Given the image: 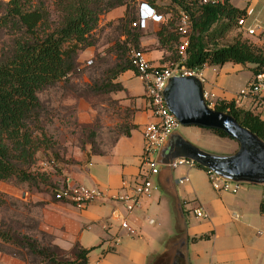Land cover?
Here are the masks:
<instances>
[{
  "label": "trees",
  "instance_id": "obj_1",
  "mask_svg": "<svg viewBox=\"0 0 264 264\" xmlns=\"http://www.w3.org/2000/svg\"><path fill=\"white\" fill-rule=\"evenodd\" d=\"M145 1L158 13L168 16L167 22L160 24L156 33L158 48L161 50L175 47L178 53L181 40L177 32L179 12L186 10L190 13L193 25L187 49L189 67L202 69L206 64L223 66L232 62L250 69L254 76L264 72L262 46L242 39L241 33L229 43L223 42L234 27L241 30L238 19L246 13V9H240L231 0L217 4L195 0L198 4L197 13L192 10V3L188 0H172L178 7L177 21H174V15H167L169 11L161 8L157 0ZM26 3L27 0H10L3 6L4 13L0 17V29L13 28L24 31L28 36L21 40L15 39L13 46L0 51V180L15 179L21 183H29L38 192L41 184L48 189L50 185H54L52 193L49 194L57 200L55 192L60 188L59 184L50 179L48 174L34 168L39 153L46 157L53 154L55 158H50V163L55 164L56 160L63 161L64 164L69 162L60 157L58 143L53 140L44 122L42 93L62 82L72 80L80 52L98 43L96 31L101 15L125 6V16L115 21L118 36L107 47V52L114 53L116 60L93 83L85 87L87 95L98 93L111 99L113 92L124 90L118 81L119 76L128 70L136 73L130 54L134 49L146 51L147 47L141 46V38L145 35L146 28L139 24L140 9L138 12L137 0H55L53 8L57 13V20L53 21L51 11L43 0L32 9H26ZM115 22L108 24L113 25ZM134 23L137 26H133ZM216 24L219 26L213 29ZM122 34L127 36L124 41L120 40ZM258 35L256 37L261 41L263 36ZM104 52L106 54V48ZM96 54L105 55L100 52ZM214 108L232 115L241 125L264 140V120L258 112L236 106L234 99H219ZM135 126L129 123L117 126L119 132L111 146L102 148L99 138L103 126L100 119H96L92 127L80 128V149L86 150L90 146L91 154L104 155L122 136H129ZM209 130L220 137L230 138L222 130ZM197 167L207 171L204 167ZM57 168L60 171V167ZM48 189L44 191L48 192ZM261 211L264 212V199ZM43 236L47 237L45 234ZM0 238L42 256L43 264H88L90 249L80 244H76L71 251H65L51 243L44 246L33 236L14 233L2 226ZM208 238L210 235L206 234L194 237L192 241ZM165 261L167 259L164 255L153 264H164Z\"/></svg>",
  "mask_w": 264,
  "mask_h": 264
},
{
  "label": "crops",
  "instance_id": "obj_2",
  "mask_svg": "<svg viewBox=\"0 0 264 264\" xmlns=\"http://www.w3.org/2000/svg\"><path fill=\"white\" fill-rule=\"evenodd\" d=\"M137 1L139 12L140 4L146 1ZM246 8L251 11L247 16V25L255 28L257 35L261 34L264 39V24L261 23V19H264V3L251 0ZM125 12V6L115 8L104 14L105 20L118 21L125 16ZM166 22L149 21L147 25H153V30L150 31L151 39L147 38L146 32L141 38V46L147 47L145 52L155 66H159L168 53L167 50L158 48L159 41L156 35L160 24ZM126 38L125 34L120 36L122 41ZM108 46L109 44H97L82 51L81 56L88 62L96 52L105 54L104 49ZM236 65L238 70L244 69L242 65ZM221 67L206 64L202 68L206 76L205 89L220 99L233 100L238 93H231L227 89V76L220 70ZM210 71L212 76L207 79ZM134 78L143 84L133 70L122 73L118 81L124 90L113 92L111 97L117 99L123 109H128L132 113L129 124L136 125L135 128L131 129L129 136H122L104 155L91 154L89 148L86 150L76 148L70 151L66 159L72 158V161L63 164L61 174L54 178L60 188L65 184H84L115 194L123 190L125 182L134 183L139 179L144 147L143 129L147 123L153 121V117L148 107L145 87L142 92H135L132 82ZM253 78L252 72L250 81ZM260 98L264 102V91ZM244 102V107L258 112L264 120V103L260 107L250 98H245ZM162 158L167 161L177 157L169 153ZM165 167L164 180L174 189L183 185L175 184L176 177L187 175L189 178L192 172L187 167L177 169H170L166 165ZM160 175L161 172L155 178L157 184ZM257 186L264 185L251 184L236 194L231 192L216 194L213 191L203 194L201 198H207L203 200L201 207L209 216L204 219L200 217L190 219L187 236L173 248L165 247L160 251L145 245L148 224H156L154 218H152L154 223H151L147 217L151 211L157 214L161 207V204L154 203L160 201L162 196L160 188L152 198L145 199L141 207L132 212L110 199L97 200L79 209L69 202L55 200L49 193L35 192L31 198L37 210L35 219L39 233L47 235L48 243L65 251H71L76 244L90 249L88 264H93L89 261L90 256H95L96 264H153L155 258L164 255L167 259L164 264H264V212L261 211L264 191L263 187ZM186 188L177 192L178 195L185 192ZM185 209V203H181L184 215ZM123 220L129 222L135 233L121 227ZM206 234H209L210 238L192 241V238ZM0 264L25 262L0 251Z\"/></svg>",
  "mask_w": 264,
  "mask_h": 264
},
{
  "label": "rangeland",
  "instance_id": "obj_3",
  "mask_svg": "<svg viewBox=\"0 0 264 264\" xmlns=\"http://www.w3.org/2000/svg\"><path fill=\"white\" fill-rule=\"evenodd\" d=\"M9 1L10 0H0V17L4 13L3 6ZM39 1L41 0H27L26 9L36 7L39 4ZM43 1L51 11V21L54 19L57 20V13L53 8L55 0ZM188 1L189 3H192V10L197 13V2L195 0ZM250 1L251 0H231V2L240 9H246V6ZM157 2L161 8L169 11L167 15H174L173 19L174 21H177L178 7L172 0H157ZM259 2L262 4L264 3V0H259ZM105 19V15H101L99 27L96 31L98 36L97 44L100 45H110L113 43V39L118 36L117 30H115L117 23L113 21L115 23L109 25L108 23H110V21ZM261 23L264 24V19H261ZM218 26L219 24L214 25L213 29ZM152 30V24L147 26L145 32L148 39H151L150 31ZM240 33L242 39L250 40L257 43L256 45L264 48V41H259L256 37L257 34L255 36H250L246 34L244 30H240L237 27H234L232 31L227 33L223 42L229 43ZM27 37L28 36L24 31H18L13 28H1L0 51L3 48L8 49L13 46L15 39L21 40ZM167 51L168 53L165 54L164 59L159 66H169L178 60L179 57L175 47ZM81 54L82 52L79 54L77 70L72 75V80L70 82H62L57 86L44 91L41 95L45 106L44 122L53 140L58 143L57 149L60 157L64 159V161H72V158L65 159V156L70 151H73L76 148H81V127H92L95 124L96 119H100L103 127L99 141L102 144V148H108L111 146L116 133L119 132L117 126L129 123L132 114L128 109H123L117 99L112 97L111 99H108L98 93H89L87 95L85 91L87 84L93 83L96 78L102 75L107 67L115 62L116 55L112 52H107L106 48L105 55L95 54V56L91 58L92 62L89 64L86 59H83ZM220 70H222L227 76L226 87L229 92L240 94L247 89L252 76V71L250 69L244 68L243 70H238L236 64L227 62L220 68ZM211 76L212 72L210 71L207 74V79ZM132 82L135 92L143 91L144 86L137 78H134ZM174 134L181 135L201 149L216 155H230L238 148V143L235 140L220 137L212 130H205L197 126H183L180 124V126L174 131ZM87 148H90V146H87ZM50 158L53 159L55 157L51 153L48 157L44 156L43 153H39L38 161L34 168L39 172L48 174L50 179L55 181V176L61 174L64 162L56 160L55 164L52 162L50 163L48 161ZM57 167H60V171ZM160 168L161 175L158 184L160 191H162V196L160 201L154 203L157 205L161 204V207L158 210L159 212L157 211V214H154L151 211L147 217L148 222L154 218L156 224H148L149 226L147 227L145 241V245H147L148 248L158 251L164 250L165 247L173 248L177 242L187 236V225H189V220H195V217L197 218L194 210L201 207V204L204 202L203 200L207 198H201L203 194L210 193L211 191L216 194L222 192L214 189L205 169L197 166L193 167L191 169L192 172L189 175V181L174 189L168 186L164 180V174L166 173L165 165H162ZM250 185L251 184L243 183L241 184V189L249 187ZM53 187L54 185H50V188L48 189L44 184H41V190H39V192L52 193ZM257 187H263L264 191V186ZM185 188V192L178 195L177 192H181ZM45 189H48L49 191L46 192L44 191ZM35 192L38 191H36L29 183H21L15 179L9 181L0 180V226L14 233L33 236L40 241V244L48 246L49 243L47 237L41 235L37 229L35 219L37 210L35 209L31 198ZM181 203H185V215L181 211ZM0 251L24 261L25 264H43L44 262L42 256L36 255L30 250L22 248L12 242L3 241L1 238ZM156 260L157 259L155 258L154 261ZM89 261L96 264L97 259L95 256H90Z\"/></svg>",
  "mask_w": 264,
  "mask_h": 264
},
{
  "label": "built area",
  "instance_id": "obj_4",
  "mask_svg": "<svg viewBox=\"0 0 264 264\" xmlns=\"http://www.w3.org/2000/svg\"><path fill=\"white\" fill-rule=\"evenodd\" d=\"M229 0H202V3H225ZM140 21L142 28H147L149 21L166 22L168 17L143 2L139 6ZM251 11L246 8L244 16L239 17L238 25L244 32L250 36L256 35L255 28L247 25V16ZM192 17L186 10H180L179 23L177 32L181 36L178 45V60L169 66H155L148 58L145 51L132 50L130 54L131 62L136 69V74L143 82L146 97L148 100V107L152 113L153 121L147 123L143 129L144 147L141 155V173L139 179L134 183H124L123 190L109 194L100 188H93L84 184L64 185L55 192V198L59 201H65L73 204L79 209H83L88 204L97 200L110 199L119 202L127 211L132 212L141 207L145 199L152 198L158 190V184L155 178L161 172V166L166 165L170 169H177L179 167H187L192 169L197 166V163L192 159L180 157L173 159L169 163L162 162V150L170 136L180 126L179 120L170 111L165 101L164 90L171 77L174 76H198L202 82L206 83V76L202 69L191 68L187 65V49L190 45V37L192 32ZM133 26H137L134 23ZM89 60L87 63H91ZM264 91V72L254 76L249 82L247 89L238 94L234 101L236 106L243 107L245 105L244 99L250 98L252 101L263 105V100L260 98ZM205 99L208 105L214 108L219 100L216 95L205 89ZM210 181L217 191L238 193L241 189V183L228 180L212 170L207 169ZM187 175L175 178V184L180 185L188 181ZM197 217L207 218L209 215L202 207L194 210ZM115 215L116 212H113ZM154 223V220H150ZM121 227L127 229L130 233H135V230L129 225L127 220H123Z\"/></svg>",
  "mask_w": 264,
  "mask_h": 264
},
{
  "label": "water",
  "instance_id": "obj_5",
  "mask_svg": "<svg viewBox=\"0 0 264 264\" xmlns=\"http://www.w3.org/2000/svg\"><path fill=\"white\" fill-rule=\"evenodd\" d=\"M204 83L196 76L171 77L164 96L170 111L183 126L222 130L238 143L230 155H216L196 146L181 135L173 134L162 150V157L192 159L198 166L238 183L264 185V140L241 125L232 115L208 105ZM171 160L162 162L167 164Z\"/></svg>",
  "mask_w": 264,
  "mask_h": 264
}]
</instances>
